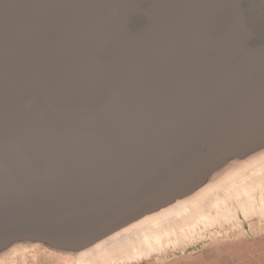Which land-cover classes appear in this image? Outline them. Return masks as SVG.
<instances>
[{
	"label": "water",
	"instance_id": "water-1",
	"mask_svg": "<svg viewBox=\"0 0 264 264\" xmlns=\"http://www.w3.org/2000/svg\"><path fill=\"white\" fill-rule=\"evenodd\" d=\"M264 134V0H0V250L65 255Z\"/></svg>",
	"mask_w": 264,
	"mask_h": 264
},
{
	"label": "bare ground",
	"instance_id": "bare-ground-1",
	"mask_svg": "<svg viewBox=\"0 0 264 264\" xmlns=\"http://www.w3.org/2000/svg\"><path fill=\"white\" fill-rule=\"evenodd\" d=\"M168 197L68 249L65 255L57 254V262L130 264L188 245L210 229L236 223L240 216L264 218V134L223 154ZM36 243L16 240L0 250V264L32 260L30 252L45 249Z\"/></svg>",
	"mask_w": 264,
	"mask_h": 264
},
{
	"label": "rangeland",
	"instance_id": "rangeland-1",
	"mask_svg": "<svg viewBox=\"0 0 264 264\" xmlns=\"http://www.w3.org/2000/svg\"><path fill=\"white\" fill-rule=\"evenodd\" d=\"M32 253V254H31ZM17 264H61L59 255L40 249ZM69 264V263H68ZM130 264H264V218L253 216L210 229L203 238Z\"/></svg>",
	"mask_w": 264,
	"mask_h": 264
}]
</instances>
